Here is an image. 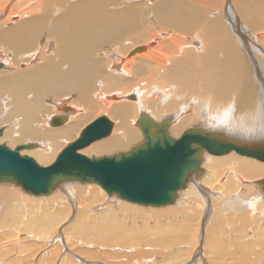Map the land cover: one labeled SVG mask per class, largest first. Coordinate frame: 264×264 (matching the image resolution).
I'll list each match as a JSON object with an SVG mask.
<instances>
[{
	"label": "bare ground",
	"instance_id": "6f19581e",
	"mask_svg": "<svg viewBox=\"0 0 264 264\" xmlns=\"http://www.w3.org/2000/svg\"><path fill=\"white\" fill-rule=\"evenodd\" d=\"M0 2L6 1L0 0ZM219 2L220 0H22L24 8L21 14L28 15L15 20L12 25L0 24V47L3 45L10 47V58L3 61L14 68L9 71L0 70V128L2 129L0 142L3 138L8 139L9 144L6 145L11 149L19 142L26 143L17 145L13 149L21 147L19 149L21 155L33 156L37 163L44 167L52 163L64 148L73 144L88 124L105 117L110 122L109 134L77 148V153L88 158L92 155L100 157L101 154L117 155L122 153L119 152L121 150L130 151L144 144L146 137L142 127L147 128L152 135L157 127H164L172 138L180 137L185 130L196 129L203 137L209 138L213 150L207 149L206 144L195 141L198 150L193 156L197 163L192 171L201 166L203 168L196 170L198 173L193 172L197 178L191 176L189 173L192 171H190L184 178L183 186L173 191V199L163 205L139 204L117 193L115 194L118 198H114V194L108 192L98 182L85 180L79 176L61 177L46 193L38 194L30 191L28 192L31 194H27L11 182L8 184L9 179H0L9 180L6 183L0 182V196L10 200L13 197L17 200L19 196L22 202L33 199L38 202L40 200L38 197L43 196L41 199L47 202L54 198L51 189L63 187L61 189L67 190L66 194L69 190L75 192L74 195L77 192L76 198L79 200L81 197L85 198L86 194L99 192L101 188L111 195L107 200L113 201L114 207H127L130 210L167 207L163 211L166 209L168 211L170 207V213L172 210L176 211V216H173L175 220L180 221L179 217L184 219L182 214L185 212V219L189 217L192 223L195 217L199 218L196 213L198 215L210 213L212 204L208 203L210 191L207 190V186L211 185L226 194L224 200L226 206L241 208V205H236L235 202L238 201L235 196L230 195L238 188L244 187V178L252 181L259 179L261 183L264 181V159L257 155L239 152L235 148L223 153L214 150L219 145L234 146L241 150L264 148V24H260L256 29L255 39L258 40L259 45L253 50L248 44L249 37L245 34H237L236 27L239 22H233V15L230 16V21L222 18V6L225 5ZM257 4L256 9L261 5ZM224 14L228 18V12ZM11 15L12 19H16L14 13H10L9 16ZM257 18L261 17L257 16ZM141 42H146L147 51L144 53L129 51L128 58L125 59L128 49ZM145 49L146 46H142V50ZM132 53L135 55H131ZM40 56L42 58L35 63V59ZM133 94L136 97H133ZM95 113H97L96 117H94ZM112 118L117 120L115 126L111 121ZM65 119L66 122L68 121L67 124ZM60 145L63 146L57 150ZM65 179L89 182H81L78 185ZM13 181L21 186L20 183ZM252 190L254 191V188L245 192L251 195ZM255 192H258L259 198L264 200V192L262 194L259 189ZM95 195L100 196L101 193ZM47 205L49 204H41L40 211L36 208L35 211L34 206L24 211L25 207L21 204L6 205L5 210V205L1 210L3 205L0 204V227L17 222L18 231L19 228L36 231L34 230L36 228L39 229L38 237L48 238L54 234L55 228L61 224L66 215L63 212L52 213L54 212L52 206ZM96 206L94 209L98 208L99 212L104 211L105 206L103 208ZM107 208L109 210L112 207ZM217 208L223 210L222 203L218 204ZM113 210H110L112 213L109 215L103 214L100 218H96L99 221L97 223L95 221L87 223L85 219L78 221L83 216L78 218L76 215L71 228L81 234L101 238H109L113 234L112 237H115L121 222H117ZM215 210L219 214L217 209ZM23 212L31 213L30 217L24 220ZM213 213L211 217L216 215ZM225 214L213 216L211 220L213 225L212 223L209 225L210 234L216 233L214 229L218 226L233 224L236 221L240 225H251V221L244 213L237 214V217L233 213ZM207 219L210 221L209 218ZM21 223H23L22 228ZM191 223L185 222V225H181L175 222L180 226L178 229L184 233L190 231L187 226ZM238 226L237 230L234 229L237 234L235 239L238 241L235 246L242 253L240 254L242 260L239 263L254 264L252 255L256 252L253 250L255 252L253 254L250 243L242 241L241 237L246 232ZM171 229L174 231L172 227ZM143 231L142 234H146ZM122 233L124 236H130L132 231L125 229ZM62 236L54 234L47 241L49 243L62 239L61 243H65ZM19 237L22 238L24 235ZM167 237L161 235L160 241L168 240ZM213 239L217 243L209 241L210 246L222 251L221 246L225 245L226 241L219 240L218 237ZM229 240L227 239V242ZM259 240L264 244V234H260ZM165 242L170 243V241ZM231 243L234 246V241ZM0 251L3 252V249ZM48 251L42 258L46 262L42 264L48 262L53 264L52 259L61 257L59 264L70 263L65 251L61 254L59 251L57 255L59 257L56 258V254L52 257V251ZM256 256L258 257L255 258V264L258 263L259 257L264 260V246L262 250L257 251Z\"/></svg>",
	"mask_w": 264,
	"mask_h": 264
},
{
	"label": "rangeland",
	"instance_id": "374dc122",
	"mask_svg": "<svg viewBox=\"0 0 264 264\" xmlns=\"http://www.w3.org/2000/svg\"><path fill=\"white\" fill-rule=\"evenodd\" d=\"M5 1L6 2H3V3L0 2V24H2L4 26L12 25L15 20H18L21 17L23 18L24 16L28 15V14H25V15L21 14V12L23 11V8H24V4L22 3V0H5ZM225 1H228V2H225ZM254 2H255V4H254ZM262 2H264V0H253V3H252V0H248V1L247 0H223V1L220 0V2H219V3H221V5H222V3H223V5H225V6H222V18H224V20L228 19L230 21V16L233 15V18H232L233 22L234 21H236L237 23L239 22L238 26L236 27L237 28V30H236L237 34L238 35H240V34L247 35L250 39V40H248V44L251 46V48L253 50H255L256 46L258 48V45H259L258 40L255 39L256 29L258 28V26H260V24H264V23H262V21H264L263 20L264 19V7L262 8V6H264V5H262ZM257 3H260L262 5V6L260 5L259 8H257L258 10L256 9V7L258 6ZM236 5H238V6H236ZM66 6H67V3H66ZM244 9H245V11H244ZM225 12H228V14H229L228 18L225 17V14H224ZM244 12H246V13H244ZM10 13H14L16 16V19H12L11 18L12 15L9 16ZM251 13H253V14H251ZM255 14H257V15L255 16ZM246 15H247V17H246ZM257 16L261 17L262 19L261 18L258 19ZM235 18L237 20H234ZM254 20L255 21L259 20L258 21L259 23L255 22ZM260 20H261V22H260ZM142 46H146V49L144 51L142 50ZM147 47L148 46H147L146 42H141V43H138L137 45L135 44L130 49H128L124 58L125 59L128 58L127 54L129 51L135 50V52H137V53H144L147 51ZM9 49H10V47L8 45H6V47L4 45H3V47H0V55L2 57L0 59V70L4 69V70L9 71V70L14 69L11 65H8L7 63H5V61H3V60H9V58H10ZM140 50H142V51H140ZM133 54L134 53H132L131 55H133ZM40 58H42V56L36 58L34 62L37 63V61ZM146 78H147V76L144 78V80ZM132 96L136 97L134 94ZM134 99H132V100H134ZM59 112L61 113V111H59ZM96 114L97 113L94 114V117L97 116ZM91 117H93V116H91ZM115 120L116 119H113V118L111 120L112 123H115L114 126L117 123V120L116 121ZM64 121H65V124H67L68 121L66 122V119ZM87 121H89V120H86V122ZM65 124H63V125H65ZM49 125H46V127H49ZM50 126H55V125H50ZM56 126H59V125H56ZM135 126H138V125H135ZM74 136H76V134ZM3 139H5V140H3ZM3 139L0 142L1 144H5V145L9 144L8 139H6V138H3ZM21 144H26V143H24V142L17 143V145H21ZM17 145L15 144L13 146L15 147ZM62 146L63 145H60L57 148V150L60 149ZM14 147H12V149ZM126 151H128V150H121L119 152H126ZM115 154H117V153H115ZM24 155H26V154H24ZM101 155H110V154H101ZM92 156H94V155H92ZM95 156L98 157L97 155H95ZM31 157H33V156H31ZM256 161H257V159H256ZM202 168H203V166H201V168L200 167L196 168V170H198V169L200 170ZM196 170H193L192 172L189 173L194 178H197L194 176V173H198V172H196ZM65 180L71 181V182L73 181L75 184H78V185H80L81 182H89V181H79L78 179H71V180L65 179ZM2 181L6 183L9 180H7V181L0 180V182H2ZM10 182L12 184L18 186L20 191H23L25 193L27 192V194H31L28 191H25L19 184L15 183L13 180H10L8 182V184H11ZM257 182H259V183H257ZM91 183H93V182L91 181ZM243 183H244L243 184L244 187L241 188L242 190L246 188L245 189V191H246V190H250V189L254 188V191L253 190L251 191V195H247L245 191H241V189L238 188V190H236L234 194L230 195L232 197L235 196L236 201H238V202H235L236 205L237 204H238V206L241 205V208H239V209L230 208L229 205L226 206L225 202H224L226 194L221 192L220 189L218 190L217 188H213L211 185L210 186L206 185L207 190L210 191L208 194V199L210 202L208 201V203H209V205L212 204L211 210H213V211L210 210V213L206 214V215H204L203 213H202V215H198V213H196V216H199V218L197 219L195 217V220H193L194 223L193 222L191 223L192 219H189V217H187L185 219V217H186L185 212L184 213L182 212L183 213L182 217H184V219L183 218L182 219H183L184 223L182 222V219L180 217H179L180 221L175 220L173 216H176L175 215L176 211L172 210V213H170V210H171V209L169 210L170 207H168V211H167V209H166V211H163V210H165V208H167V207H164V209H162L163 206H160V207L157 206L158 208H155V209H154V207L153 208H144L143 210H137V209L130 210L127 207L126 208L114 207V205H113L114 202L107 200L108 196H111V195L108 194L106 191H103L99 186L98 187L100 188V191L97 193H101L100 196L95 195L97 193H95V194L93 193L91 195L86 194L87 195V197H86V195H84L85 192H83L84 194H82V195H84L85 198L81 197L79 200L76 198V196L78 194L77 192H76V195H74L75 192L69 190V192L66 194L67 190L61 189L63 187H61V188L54 187L53 189H51L53 192L54 198L52 199V201L48 200L47 202H46V200L41 199V197H43V196L38 197V199H40L38 202H36L35 199H33V198H32L33 200H28V201L25 200V202H22V199H20L21 197H19V196L18 197L20 200L18 199V197H17V200H15L16 199L15 197L11 198L12 200H10V199H3L5 197H3L1 195L0 196V204H1V206L3 205L2 207L0 206L1 210H3L4 205H5V207H4V210H5L8 205L19 206L21 204L23 207H25V208H23L24 211H27L30 206H34L35 211H36V209L38 211H40L42 209L41 204L47 203V204H49L47 206H52L51 209H53L52 211H54L52 213L63 212V214L66 215V218L61 222V224L57 225V227L55 228L56 230L54 232V234H56V235L57 234H59L60 236L63 235L62 238L65 239V243H61L62 239H60V241L56 239L57 241L53 240L55 242H49L48 243L47 240L52 238L54 236V234L48 238H41L40 236L38 237L39 229H36V228H34V230H36V231H33L32 229H30V230L25 229L24 230V229H20V228L18 231V228L16 229L17 222L16 223H8V225L0 227L3 230L2 231L0 229L1 230L0 231L1 232V234H0V236H1L0 237V239H1L0 249L1 250L3 249V252L0 251V259H1L0 264H10V263H14L15 261L16 262L14 264H42V263L46 262V261H43L42 258L48 250L52 251V254H51V255H53L52 257H54V255L56 254L55 258L59 257V256H57V255H59V251H60V254H61V252L65 251L67 253L66 255L68 256L67 259L70 262L69 264H241V263H239V261L242 260V257H241L242 253L236 247L238 241H237V239H235V236L237 235L235 229L237 230L238 225L240 226V228H243L245 230L246 234L243 232L244 234L241 237V239H242V241H245L246 243H250V246L252 247L251 252H253V254L256 252L255 254L257 255V251L259 252V250H262V247L264 246V244L262 242H259L260 241L259 240L260 234L261 235L264 234V200H263V198L261 199V197L259 198L258 192H255L256 189H259L260 191H262V194H263V192H264V181L261 183L259 181V179H253V181H252V179L244 178ZM93 184H96V183H93ZM185 185H186V181H185ZM96 186H97V184H96ZM183 189H185V188H183ZM63 192H65V193H63ZM206 192H208V191H206ZM112 194H114L113 195L114 198H118V196L115 193H112ZM92 195H94L96 197V199ZM58 198H60V199H58ZM101 198H102V200H100ZM41 200L43 202H41ZM4 201H6V202H4ZM74 201H75V204H73ZM98 201H100V202H98ZM221 203H222L223 210L217 208V205L218 204L221 205ZM62 205H65V206H62ZM95 205H97L96 207L101 206L102 208L105 206L103 208L104 211L99 212L98 208L94 209ZM90 206H93V207H91L92 209L90 208ZM62 207H64V209ZM82 207H85V209ZM86 207H88V208H86ZM107 207H112V208L107 210L108 209ZM255 207H256V209L253 210V208H255ZM80 209H82V210H80ZM90 209H91V211H90ZM214 209H217V211L219 212L220 215L217 214L216 210L214 211ZM218 209L221 211H219ZM233 209H235V210H233ZM110 210L111 211L113 210V212H115V215H116L115 217H117V222L118 223L121 222L120 224L122 226V227L120 226L117 229V231L115 232V235H114L115 237H112L113 234H111L109 236V238H104V237L101 238V237H96L94 235L83 234V233L81 234V233H77V231L75 229L71 228L72 223L75 221L76 215L78 218L83 216L80 219L77 218L78 221L85 219L84 221L87 223H90L92 221H95L97 223L99 221L96 218H100V215H103V214L104 215L111 214L112 212ZM242 210H244V211H242ZM241 211H242V213H240ZM212 212H214L213 214L216 213V215H213V216H221L222 214L226 215L225 213H227V214L233 213L235 217H237L239 214L244 213V215L247 216L249 218V220L251 221V225L250 224H248V225L247 224H245V225L241 224L240 225L239 222L236 221V222H233L234 225L232 223L231 224L228 223V224L220 226L221 228L218 226L216 229H214V232H216V233H213L211 231L212 233L210 234L209 225H211V223L213 225V221H211L213 218V216L211 217ZM23 213H24V218H23L24 220L27 217H30L29 215H31V213H28V214H27V212H23ZM133 213H135V214H133ZM124 215H125V217H124ZM252 215H254L253 216L254 218L252 217ZM179 216H181V213H179ZM167 217H169V218H167ZM172 218L174 220H172ZM207 218H209L210 221H208ZM184 220H186V221H184ZM175 222H176V224L181 223V225H185V222L191 223L190 226H192V227H190L189 225L187 226L188 230H190L191 232L187 231L186 233H184L183 231H180L178 229L180 226L179 225L177 226L175 224ZM133 224H134V226H133ZM22 225H23V223H21V228H22ZM147 225H148V227H147ZM65 226H68V227H65ZM169 226H170V228H168ZM223 226H224V228H223ZM225 226L227 228H225ZM62 227H65V228H62ZM124 227H125L126 231H129V230H130V232L132 231V234L130 236H124V234L122 233L123 230H125ZM171 227L174 229V231L171 229ZM193 228H195V230ZM146 229H147V231H146ZM63 230H64V232H63ZM176 230H178V231H176ZM27 231H29V233H27ZM136 231L139 233L137 234ZM142 231H143V233L146 232V234L145 233L142 234ZM8 232L10 234H8ZM6 233L10 236H8ZM13 233L15 236L13 235ZM34 233H36V234H34ZM119 233H121V234H119ZM134 233H136V234L134 235ZM218 233H220L219 236H216ZM22 235H24V237H22V238L19 237ZM161 235L162 236L165 235V237L168 236L167 237L168 240H163V242L160 241ZM224 235H225V237H224ZM226 236H227V238H226ZM256 236L258 239L256 238ZM8 237H10V238H8ZM28 237H29V239H28ZM213 237L214 238L218 237L219 240L223 239L224 241H226L225 245H222L223 247L221 246L222 251H219L220 249L217 251L216 249H214L210 246L209 241L217 243L216 240L213 239ZM230 237H231V239H230ZM24 238L26 240H24ZM224 238H226V239H224ZM227 239L228 240L230 239V240L227 242ZM15 240H17V241H15ZM165 241H170V243L169 242L166 243ZM230 241L231 242L234 241V246L231 245L232 243ZM3 242H4V244H3ZM85 242L86 243L88 242V243L86 244ZM89 242H91L92 244ZM258 242L263 244V245L259 244ZM7 245H9V246H7ZM15 246H16V248H15ZM19 246H21L23 248H21ZM31 247H33V248H31ZM25 248H27V249H25ZM234 249H236V250H234ZM92 250H94V251H92ZM19 251H21V252H19ZM233 251H234V253H233ZM48 252H50V251H48ZM220 253H223V254H220ZM1 254H2V256H1ZM255 254L252 255L253 259H254L253 260L254 264H255V261L258 257V256L255 257ZM71 256H72V258H71ZM61 258L52 259L54 261L53 264H56V263L59 264V262L61 261ZM4 259H6V260H4ZM9 260H12V261L14 260V261L8 262ZM73 260H75V261L73 262ZM108 261H109V263H108ZM49 263L50 262H48L46 264H49ZM257 264H264L263 258L261 260V257H259Z\"/></svg>",
	"mask_w": 264,
	"mask_h": 264
},
{
	"label": "water",
	"instance_id": "95a60500",
	"mask_svg": "<svg viewBox=\"0 0 264 264\" xmlns=\"http://www.w3.org/2000/svg\"><path fill=\"white\" fill-rule=\"evenodd\" d=\"M144 144L117 155L86 157L77 148L104 137L110 132V122L99 118L88 124L80 137L64 148L47 166H40L29 155H21L19 146L11 149L0 143V179L15 180L31 193H46L54 182L65 176H79L98 182L110 193L144 205H163L171 201L175 189L182 187L184 178L196 165L194 158L199 144L212 149L210 140L200 131L185 130L178 138L169 136L164 127L152 133L142 127ZM2 129L0 128V135ZM196 143V144H195ZM29 146V145H28ZM235 148L239 152L264 159V148L254 150L219 145L214 150L223 153Z\"/></svg>",
	"mask_w": 264,
	"mask_h": 264
}]
</instances>
